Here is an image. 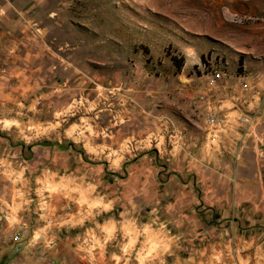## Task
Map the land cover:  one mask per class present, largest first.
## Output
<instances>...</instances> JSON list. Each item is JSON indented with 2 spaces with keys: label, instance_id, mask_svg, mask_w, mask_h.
Masks as SVG:
<instances>
[{
  "label": "rangeland",
  "instance_id": "obj_1",
  "mask_svg": "<svg viewBox=\"0 0 264 264\" xmlns=\"http://www.w3.org/2000/svg\"><path fill=\"white\" fill-rule=\"evenodd\" d=\"M209 64L264 75V0H0V264H264V183L236 180L244 133L227 145L209 130ZM251 148L264 171L263 134ZM107 180L120 226L99 214L75 237L73 205L109 208ZM65 215L54 244L28 245Z\"/></svg>",
  "mask_w": 264,
  "mask_h": 264
},
{
  "label": "crops",
  "instance_id": "obj_2",
  "mask_svg": "<svg viewBox=\"0 0 264 264\" xmlns=\"http://www.w3.org/2000/svg\"><path fill=\"white\" fill-rule=\"evenodd\" d=\"M226 76V75H225ZM227 77H225L224 79L227 80V83L225 81V83L227 84V88L225 89V97H229L231 95V92H234L236 91V89L238 90L240 88V85L241 83L245 82V81H248L249 83H251L250 86L251 89L248 93V99H247V103H246V107L247 108H250V107H257V108H260L259 111H261V114L259 115V117H257V125L253 126L252 128H250L247 132H245V130L243 129V127H239L241 129V132L237 131V128L236 131L233 130V129H228V130H224L223 133L221 134V137L223 139V143L227 144V145H230L232 143H234L236 141L237 138H240V136H242L243 134V131H244V139L247 141L246 142V145L243 149H240L239 151L242 152V155H243V160H241L242 162H236V165L234 166V173L235 175H237L236 177V180L240 181L243 185H246V187L250 190L252 187H255L256 189L257 188H262V185L261 183H264V171H260V169H258L256 167V165H249L248 162H246V157L247 155L250 153V150H252L251 148V141H253L254 138H259L260 135L262 137V134L264 135V116L262 114V111L264 110V75H261V74H257V75H254L253 73H245L243 74V76H240V77H237V76H231V79H226ZM251 98V99H250ZM226 105H229V102L225 103ZM248 105V106H247ZM264 112V111H263ZM260 124V125H259ZM236 125L234 124H230L229 127H235ZM228 127V128H229ZM228 131V132H227ZM242 133V134H241ZM240 134V135H238ZM251 134H254V137L253 139L252 138H249L248 136L251 135ZM259 140V139H258ZM133 165H136V164H133ZM244 173H247L248 175H251V177H247L245 179H240V175H243ZM254 175V176H253ZM104 184V189L105 191L103 192L102 195H99L100 197V200L103 202H108L110 203V207L105 209L103 208L102 206L98 205V206H94L91 210H89L88 208L84 209L87 214L85 213H82V214H79V212H77L79 209V207L77 205H73V208L75 209V211L73 212V215L75 218H74V222L71 221V217H69L68 215H65V217H60V220L57 219V217L55 218L54 217V221L57 222V224L59 225L58 228H60V230H63V227H60L62 226V222H73L74 223V226L73 228L74 229H77V233L75 235L78 236L80 233V235H83V238L86 237L85 233L88 232L89 228H85V229H80L81 228V224H84L85 223V218H87V220H90V222L94 223V224H99V221H100V215L99 214H105V215H109V216H106V220H103V223L106 222V223H113L115 225V227L117 228L118 226H120V220L116 218V213L113 211V206H114V202L119 198V195L118 192L116 195H113V196H110V194H112V192H110V188H111V185H112V182H110L109 180H107L106 182H103ZM253 190V189H252ZM240 196H241V193H240ZM261 196V197H260ZM252 198H257L258 200L259 199H263L264 196H262L261 194H257L256 197H252ZM59 199H62L61 201L58 202V208L59 207H64V205H67L65 204V200H63V198H59ZM31 203H34L33 200L29 201L28 204H31ZM103 204H106V203H103ZM27 210H25V215L27 217V215L29 213L26 212ZM208 212V211H207ZM7 214V217L8 215L10 216V213L11 212H6ZM208 213L206 212H203L202 213V217L206 218ZM218 210L216 209H213L212 211V218H216L218 215ZM72 216V215H71ZM99 216V217H97ZM105 217V216H104ZM17 218V217H16ZM19 218V216H18ZM46 218H51L50 216L48 217H45V218H41V219H44L46 220ZM53 218V217H52ZM51 218V219H52ZM73 218V216H72ZM61 219L63 221H61ZM84 219V220H83ZM218 219V218H217ZM43 220V222H44ZM79 220H83L81 223L79 222ZM93 220H96L93 222ZM44 224L40 225V226H37V225H32V229L30 231H39V232H45V228L43 226ZM65 228V227H64ZM91 228V227H90ZM80 229V230H79ZM49 231H53L52 229H46V232H49ZM51 233V232H50ZM86 240H88L89 242L90 241H93L91 240L90 238H86ZM85 240V241H86ZM115 253V252H114ZM114 253H111L110 254V257H111V261L108 262V264H113L112 263V257H113V254ZM123 259H121L120 261H117L116 263L118 264H123Z\"/></svg>",
  "mask_w": 264,
  "mask_h": 264
},
{
  "label": "built area",
  "instance_id": "obj_3",
  "mask_svg": "<svg viewBox=\"0 0 264 264\" xmlns=\"http://www.w3.org/2000/svg\"><path fill=\"white\" fill-rule=\"evenodd\" d=\"M201 75L203 78L202 80H203V86L205 88V92L199 95L198 99L202 101V103L204 102L206 103V108H207L206 123L209 127V130H213L215 131V133H219L222 130L228 129L230 124H234L237 127H243L245 132H247L250 128L257 125L258 122L256 116L252 114H248L247 111L243 110L244 108L249 109L246 107L247 99L249 97L245 95H248L251 89L250 83L248 82L241 83L240 88L236 90L239 92L238 95H234V97H232L231 95L229 97L227 96L225 97V89L227 88V84L223 81L226 75L225 72H223L220 68L215 67L213 64H209L208 68L207 67L202 68ZM218 89H220V91H218ZM215 91L218 93V95L216 96L218 99L214 103ZM233 93H235V91ZM240 94L242 96L244 95V97L240 96ZM231 97L234 98V100H231ZM222 102L223 103L229 102V105H227L228 108H226L229 109L228 113L232 111L237 115L238 113L237 110H239V116L238 117L235 116L233 117L234 119L231 120L230 118L232 117L227 115L228 113L221 112L222 114H219L220 110L222 111V108H224V106H222L221 104ZM255 108L256 107H250V109H255ZM215 136L217 137V134H215ZM215 136H213L214 140L216 139ZM5 217L6 219L8 218L7 216ZM43 226L45 228V232L32 231L31 238H29L28 245H31L33 248H35L34 250L36 252H37V248H39L38 246H36L37 244H39L38 240H35L36 238L44 237L45 238L44 241L46 240L45 242L46 245L54 244L56 239L51 235H49L51 231L46 232V229L48 230L52 229L53 231L54 229L60 230V228H58L59 225H57V222H55L51 218H46ZM19 227L20 229L19 228L15 229V231H12L11 232L12 234L10 235V240L14 244L16 251H21L24 247L22 236L23 233L26 231L25 229L27 228V224L23 223ZM38 256L43 259L44 253H42V251L39 250Z\"/></svg>",
  "mask_w": 264,
  "mask_h": 264
},
{
  "label": "trees",
  "instance_id": "obj_4",
  "mask_svg": "<svg viewBox=\"0 0 264 264\" xmlns=\"http://www.w3.org/2000/svg\"><path fill=\"white\" fill-rule=\"evenodd\" d=\"M172 60L176 63V62H178V69L181 67V65H182V58L180 57V58H176V57H172Z\"/></svg>",
  "mask_w": 264,
  "mask_h": 264
}]
</instances>
